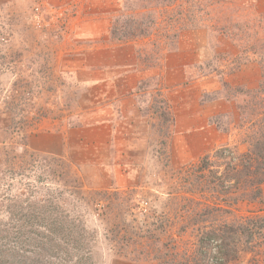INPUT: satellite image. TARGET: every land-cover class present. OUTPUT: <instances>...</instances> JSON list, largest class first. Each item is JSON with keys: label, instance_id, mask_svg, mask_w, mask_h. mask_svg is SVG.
I'll return each instance as SVG.
<instances>
[{"label": "rangeland", "instance_id": "rangeland-1", "mask_svg": "<svg viewBox=\"0 0 264 264\" xmlns=\"http://www.w3.org/2000/svg\"><path fill=\"white\" fill-rule=\"evenodd\" d=\"M125 4L113 24L126 41H138L149 74L136 101L142 145L128 188L98 187L68 156L32 147L35 135L92 120L84 113L96 108L95 86L81 82L69 60L75 40L66 15L38 0H0V237L15 242L19 220L11 211L21 204L52 202L64 211L55 216L80 219L93 234L97 264H192L197 256L213 264V251L199 250L198 226L264 214V185L252 199L230 171L264 140V0ZM172 65L182 66V78L165 77ZM181 94L198 102L193 123ZM191 126L192 150L184 144ZM208 206L220 210L196 223ZM241 248V264H264V232ZM29 249L35 258L38 250ZM254 255L259 261L249 263Z\"/></svg>", "mask_w": 264, "mask_h": 264}, {"label": "crops", "instance_id": "crops-1", "mask_svg": "<svg viewBox=\"0 0 264 264\" xmlns=\"http://www.w3.org/2000/svg\"><path fill=\"white\" fill-rule=\"evenodd\" d=\"M38 2L53 12L67 16L70 25L66 29L75 40V49L69 60L78 67L76 71L79 72L80 81L95 86L92 101L96 108L93 111L86 109L84 116L93 117L88 122L74 124L49 135L45 133L43 137L41 134L33 136L32 147L68 156L85 172L91 173L89 180L98 187H131L139 166L133 155L141 151L142 145L140 137H137L140 125L135 121L134 112L139 110L136 101L140 83L149 74L140 66L138 41L119 40L112 36L114 18L129 7L125 0ZM173 56L175 60L178 54ZM165 62L164 59V66ZM182 72L181 65H172L165 77L175 73L176 77L182 78ZM252 76L253 79L259 78L256 69L252 70ZM186 95L181 94L179 101L190 110L189 121L193 123L192 120L195 122L197 119V112L193 113L192 109L193 106L198 107V102L194 100L195 105H192L190 100H186ZM106 96L107 103L102 99ZM196 96L198 98V94ZM192 127L184 143L191 144L190 150L195 145L198 147L197 135ZM44 137L47 139L42 141Z\"/></svg>", "mask_w": 264, "mask_h": 264}, {"label": "trees", "instance_id": "trees-1", "mask_svg": "<svg viewBox=\"0 0 264 264\" xmlns=\"http://www.w3.org/2000/svg\"><path fill=\"white\" fill-rule=\"evenodd\" d=\"M112 35L119 40L127 37L118 35L115 26ZM252 146L251 150L238 156L237 164L230 165V171L236 186L245 188L244 192L252 199H258L262 196L264 185V140L257 139L252 142ZM217 210H220L219 207H206L205 213H199L203 217H198L196 223L206 221L211 216L208 214ZM56 212L64 213L60 205L52 202L49 206L38 202L29 206L21 204L18 210L11 211L19 220L18 224L15 223L16 234L19 235L12 244L5 237H0V264H42L40 259L43 250L47 258L44 264H97L93 234L84 228L80 219L67 215L57 217L54 214ZM197 230L200 233L199 250L203 252L202 255L213 251V264H241V245L244 243L249 246L257 234L264 232V214L237 221L212 222L198 226ZM208 242L215 243L213 249H205L209 246L206 245ZM26 246L38 250L34 252L35 258L28 256ZM203 258L193 257L192 264H203ZM255 258L256 255L249 259V263L259 261Z\"/></svg>", "mask_w": 264, "mask_h": 264}]
</instances>
